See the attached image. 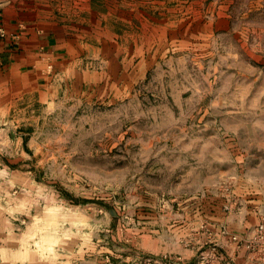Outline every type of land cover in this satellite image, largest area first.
<instances>
[{"label":"rangeland","instance_id":"rangeland-1","mask_svg":"<svg viewBox=\"0 0 264 264\" xmlns=\"http://www.w3.org/2000/svg\"><path fill=\"white\" fill-rule=\"evenodd\" d=\"M0 17L59 31L67 60L0 103V264H264V0Z\"/></svg>","mask_w":264,"mask_h":264},{"label":"crops","instance_id":"crops-1","mask_svg":"<svg viewBox=\"0 0 264 264\" xmlns=\"http://www.w3.org/2000/svg\"><path fill=\"white\" fill-rule=\"evenodd\" d=\"M1 18V17H0ZM0 19V103L20 100L29 93L47 88L53 73L67 61L59 31H39Z\"/></svg>","mask_w":264,"mask_h":264}]
</instances>
